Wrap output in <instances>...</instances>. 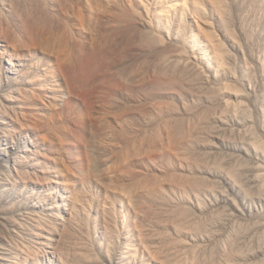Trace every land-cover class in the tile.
<instances>
[{"label": "rangeland", "instance_id": "374dc122", "mask_svg": "<svg viewBox=\"0 0 264 264\" xmlns=\"http://www.w3.org/2000/svg\"><path fill=\"white\" fill-rule=\"evenodd\" d=\"M167 2L0 0V264H264V0Z\"/></svg>", "mask_w": 264, "mask_h": 264}, {"label": "bare ground", "instance_id": "6f19581e", "mask_svg": "<svg viewBox=\"0 0 264 264\" xmlns=\"http://www.w3.org/2000/svg\"><path fill=\"white\" fill-rule=\"evenodd\" d=\"M188 1H193V2H200L202 0H176V2L170 3L167 2L164 6L162 7L161 12L159 13V19L165 18L166 16H169L167 13L168 10H171L173 8L181 7L182 5L185 6ZM221 2V1H220ZM216 3L217 2L216 0ZM222 3V2H221ZM224 6V5H223ZM222 6V7H223ZM184 9V8H183ZM223 10V9H222ZM136 16L140 18L143 22H146V16L141 15L139 16V13H136ZM19 43V38L16 36V34L12 31H8L4 27H0V59L4 60L7 64L5 65L6 67V73H10L13 77L17 78H23L22 80H25L26 77V66L25 62L23 61L24 59L20 56V54L17 52L20 48L18 46ZM219 57V56H218ZM218 59V58H217ZM15 90H10L5 96L8 100H11L12 96H15L14 94ZM4 96V97H5ZM40 97L42 99L48 98L49 99V104H55V101L52 99V94H50V90L48 89H43L42 93L40 92ZM8 109V108H6ZM3 114V122L5 120V123L10 126L9 131L10 132H19L20 129L16 128V126L12 127L10 124L15 123V121L12 119L11 115L12 112L11 110L8 112L7 110H4ZM256 144V143H255ZM256 147H260L259 144H256ZM30 150V149H28ZM37 164L36 161L31 160L29 166H32L33 164ZM28 166V167H29ZM237 179H235L236 181ZM234 181V180H233ZM234 181V182H235ZM238 182L236 181L234 184L238 186ZM64 204L62 202H59L55 206V210L57 213H54L55 218L59 217L60 210L63 208ZM59 235L55 234L54 229L50 226L47 228H42L40 227L38 231L35 234H32L30 237L29 245L27 244H22L19 247H16L17 249L13 252L15 255L11 256L10 259L7 260L6 264H39L38 260L41 256L46 255L47 253L49 254H54L56 255V245H57V239ZM56 238V239H55ZM54 240L56 242H54ZM53 251V253L51 252ZM12 253V254H13ZM56 253V254H55ZM58 260L61 262V264H65V260L58 254L56 255ZM37 262V263H35Z\"/></svg>", "mask_w": 264, "mask_h": 264}]
</instances>
